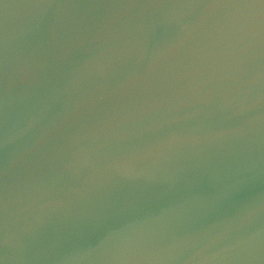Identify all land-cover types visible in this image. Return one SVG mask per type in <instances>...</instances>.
<instances>
[{"label":"water","instance_id":"obj_1","mask_svg":"<svg viewBox=\"0 0 264 264\" xmlns=\"http://www.w3.org/2000/svg\"><path fill=\"white\" fill-rule=\"evenodd\" d=\"M0 264H264V3L0 0Z\"/></svg>","mask_w":264,"mask_h":264},{"label":"snow or ice","instance_id":"obj_2","mask_svg":"<svg viewBox=\"0 0 264 264\" xmlns=\"http://www.w3.org/2000/svg\"><path fill=\"white\" fill-rule=\"evenodd\" d=\"M261 3H264V0H261Z\"/></svg>","mask_w":264,"mask_h":264}]
</instances>
